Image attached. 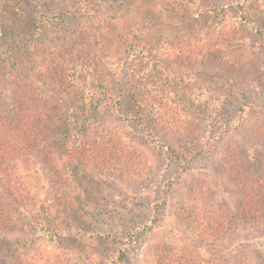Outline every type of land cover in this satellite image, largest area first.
<instances>
[{
    "label": "rangeland",
    "instance_id": "rangeland-1",
    "mask_svg": "<svg viewBox=\"0 0 264 264\" xmlns=\"http://www.w3.org/2000/svg\"><path fill=\"white\" fill-rule=\"evenodd\" d=\"M241 3L248 5L244 17L237 9ZM254 3L0 0L4 106L13 99L12 73L38 76L41 65L59 54L71 62L88 60L84 100L68 97L46 79L38 81L61 114L64 130L52 144L71 152L66 143L68 123L74 121L84 136L114 132L147 160L145 177L137 178L66 155L56 171L52 162L33 155L28 170L20 166L11 183H2L4 191L12 188L14 195L20 189L28 199L8 200L13 219L0 227V264H165L163 257L170 256L176 262L186 256L191 264H264V201L255 212L245 201L246 184L264 171V5L250 10ZM100 29L104 43L78 42ZM121 35L127 42L120 43ZM137 43L150 56L157 49L154 73L162 81L159 89L179 107L178 126L149 119L150 108L138 109L133 101L142 90L124 83L126 73L135 76L131 68L139 61L133 63L131 51ZM7 59L20 66L12 69ZM113 103L123 105L122 113ZM230 147L255 164L246 172L251 180L225 166ZM195 197L220 223L222 233L213 240L201 235ZM155 205L158 221L152 224ZM122 250L126 257L119 262Z\"/></svg>",
    "mask_w": 264,
    "mask_h": 264
},
{
    "label": "trees",
    "instance_id": "trees-1",
    "mask_svg": "<svg viewBox=\"0 0 264 264\" xmlns=\"http://www.w3.org/2000/svg\"><path fill=\"white\" fill-rule=\"evenodd\" d=\"M260 3L264 5V0H255L254 7L251 6L249 9H255V6H258ZM237 9L244 17V10L248 9V5L241 3L237 6ZM262 12L264 13V9ZM106 25L107 23L102 24L103 29ZM103 29H100L92 37L89 35L85 37L79 36L78 42L90 43L93 38H98L104 43L105 39L101 38ZM122 37L125 40H120V43L127 42L128 37L121 35ZM133 48L131 51V55L135 58L133 63L137 60L139 62H136L133 65L134 68H131V73L135 74V76L133 78H126V73L124 83H132L131 90L135 88V92L142 90L140 95L133 97V101L137 102V108H150L147 112L148 118L161 121L164 126H178V119L180 120L181 118L179 107L173 103L170 93L159 89L162 81L160 78L157 80V76L154 73V71L157 72V49H154V55L150 56V54L144 53L146 50L140 43L135 44ZM127 49L129 50V47ZM68 52L72 51H64L62 54H68ZM181 52L184 51L181 49ZM4 62L14 70L20 66L17 60L15 63H11L9 59ZM90 66L91 64H89L88 60H84V62H71L65 59V56H60L59 54L55 56L53 61H46L41 65L38 76H27L20 72L12 73L13 76L14 74L16 76L12 103L10 106L5 107L4 101H0V227L8 224L13 219V210L11 209V205L8 204L9 198L11 199L13 195L10 193L12 188L4 191L2 183H11L18 167L21 166L23 169L28 170L30 165L29 160L33 155H41L43 160L47 159L48 162H52L56 171L63 168L64 163H62L61 156L66 155L76 161L88 160L90 163L99 164L107 169L127 173L131 177H145V168L143 169V167L147 164V160L132 146L123 145L121 137H117L114 132H98L95 134V137H88L79 134L78 124L70 121L68 123L69 137L66 144L71 147V152L65 154L63 151L56 149L57 147L52 144L53 136L64 130L63 125L60 123L61 114H59L57 109L51 107L47 97L39 89V84H41L42 79H46L55 84V86H61L69 93L68 97L84 100L86 94L82 87H85L84 85L88 76H83V74L88 71ZM154 79H156L155 82L152 81ZM186 99L190 100L191 97L186 96ZM113 105L118 113H122L123 105L119 107L118 103H113ZM261 133L255 134L256 137H262ZM160 147L165 149L164 145H160ZM168 150L172 152L175 158H181L172 149L169 148ZM223 160L225 166L230 169L228 170L233 175L245 176V179L251 180L252 176L246 172L247 169L253 167L255 164L250 159H244L241 149L237 147L228 148ZM59 175L55 174V178L58 180L61 178ZM261 175L263 177H260L255 183L246 184V191L249 193H247L245 201L246 203L253 204V209H249L250 212H255L264 201L261 197V191L264 190V171ZM256 184H259V186ZM13 196L15 198L14 203L17 204L25 202L28 199L20 189L15 190ZM197 200V197H195V201ZM202 202L200 199L194 206V212L198 219L197 224L202 237L213 240L222 233L217 229L220 223L216 217L203 212ZM152 210L154 218L151 223L154 224L158 221L159 208L155 205L152 207ZM144 228H152V225L145 226ZM171 250L170 248L169 251L173 253ZM125 257L126 253L122 250L119 262H122ZM174 258V256H170L169 258L163 257V261L165 264H191L186 256H182L177 262Z\"/></svg>",
    "mask_w": 264,
    "mask_h": 264
}]
</instances>
